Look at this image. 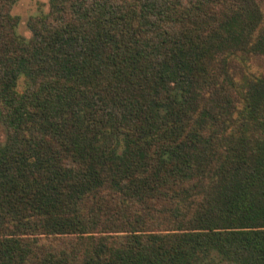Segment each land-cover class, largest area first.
<instances>
[{"label":"trees","instance_id":"trees-1","mask_svg":"<svg viewBox=\"0 0 264 264\" xmlns=\"http://www.w3.org/2000/svg\"><path fill=\"white\" fill-rule=\"evenodd\" d=\"M0 0V264H264V0Z\"/></svg>","mask_w":264,"mask_h":264},{"label":"rangeland","instance_id":"rangeland-1","mask_svg":"<svg viewBox=\"0 0 264 264\" xmlns=\"http://www.w3.org/2000/svg\"><path fill=\"white\" fill-rule=\"evenodd\" d=\"M49 11L48 0H19L12 8V13L20 17L18 31L22 35L29 37L31 32L28 28L27 21L30 16L39 14L41 12ZM251 64L254 69L264 71V57L256 56L252 58ZM7 136V130L0 123V141H4ZM219 264H234L230 262H222Z\"/></svg>","mask_w":264,"mask_h":264}]
</instances>
